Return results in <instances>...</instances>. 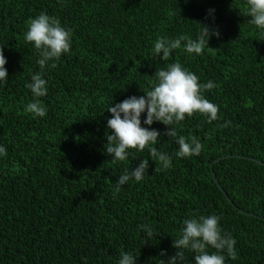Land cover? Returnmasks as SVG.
Masks as SVG:
<instances>
[{
  "label": "trees",
  "instance_id": "1",
  "mask_svg": "<svg viewBox=\"0 0 264 264\" xmlns=\"http://www.w3.org/2000/svg\"><path fill=\"white\" fill-rule=\"evenodd\" d=\"M248 7L246 0H0L8 72L0 81L7 151L0 156V264H118L121 252L137 256L136 264H157L175 254L185 219L209 215L236 241L237 258L225 264H264V30L250 23ZM41 12L71 31L72 44L43 73L47 115L36 117L25 111L34 100L26 84L40 57L24 35ZM201 24L219 32L203 55L183 47L168 60L153 55L159 37L195 40ZM175 62L215 85L203 94L220 119L196 113L174 125L178 136L201 142V153L178 157L170 126L144 124V112L142 127L161 133L154 146L171 156V167L155 164L147 149L114 161L105 150L108 107L145 95L155 71ZM144 158L143 180L115 191L119 176ZM140 225L153 229L152 241L143 242ZM193 255L185 252L186 264Z\"/></svg>",
  "mask_w": 264,
  "mask_h": 264
},
{
  "label": "clouds",
  "instance_id": "2",
  "mask_svg": "<svg viewBox=\"0 0 264 264\" xmlns=\"http://www.w3.org/2000/svg\"><path fill=\"white\" fill-rule=\"evenodd\" d=\"M246 2L249 6L247 15L251 18L250 23L264 30V0ZM27 23L28 29L24 39L25 42L34 44L40 57L37 60L40 71L32 74L31 82L26 84L34 100L27 104L25 111L36 117H44L47 115V107L39 98L48 94V82L43 78V73L46 68H56L55 61L70 52L72 33L63 27L57 18L50 17L44 12L31 18ZM202 26V31L195 40L186 35H180L175 39L159 37L154 43L153 55L168 60L172 52L181 47L189 54L203 55L205 47L209 46L208 40L211 35L219 36V32L210 31L207 25ZM6 63L3 48L0 47V81L4 82L8 80ZM154 76L156 82L150 90H143L145 95L139 97L133 95L108 107L107 111L112 115L107 121V128L111 134L105 133V150L114 161L122 162L128 158L129 150L142 152L147 149L151 160L155 164L159 162L166 170L171 167L172 158L154 146L159 141L161 133L156 129L142 127L141 114L146 112V118L143 120L146 125L159 121L170 126L166 134L175 139L179 146L176 155L184 158L198 156L203 145L195 137L186 139L183 135L178 136L174 125L182 122L186 116L192 117L196 113L206 116L209 122L218 120L219 107L203 94L213 89L214 83L212 81L200 83L199 77L179 62L168 64L166 69L156 70ZM230 124L231 121H226L221 127H228ZM6 155V149L0 146V156ZM148 167L149 160L144 158L135 169L121 174L116 181L115 191L119 192L120 187L133 178L137 182L143 180L148 173ZM156 170L158 169L155 168ZM220 219L217 215L185 219L179 236L172 242L173 248L176 249L175 254L167 260L159 259L157 264H186L188 259L185 256L186 251L194 254V264H225L226 258L235 260L236 241L230 234L223 233L219 224ZM140 227L148 237L143 242L152 241L153 229L148 225ZM209 248L215 251L210 253ZM166 255V251L160 253L161 257ZM136 261L137 256L131 252H121L118 264H136Z\"/></svg>",
  "mask_w": 264,
  "mask_h": 264
},
{
  "label": "water",
  "instance_id": "3",
  "mask_svg": "<svg viewBox=\"0 0 264 264\" xmlns=\"http://www.w3.org/2000/svg\"><path fill=\"white\" fill-rule=\"evenodd\" d=\"M223 158V157H222ZM220 159V158H219ZM219 159H217V160H219ZM216 160V161H217ZM260 164H263L264 165V162L263 161H258ZM211 174H212V176H213V178H214V181L217 183V185L220 187V189L223 191V189L221 188V186L219 185V183H218V181H217V179L215 178V174H214V172H213V170H211ZM223 193H224V195H225V197L231 202V200L229 199V197L227 196V194L223 191ZM231 204H233L232 202H231ZM234 205V204H233ZM241 212H244L243 210H240Z\"/></svg>",
  "mask_w": 264,
  "mask_h": 264
}]
</instances>
